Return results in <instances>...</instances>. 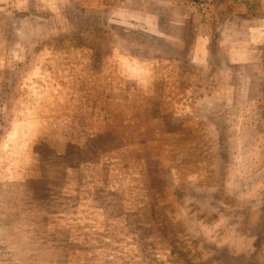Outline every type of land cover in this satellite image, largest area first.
<instances>
[{
  "label": "rangeland",
  "instance_id": "rangeland-1",
  "mask_svg": "<svg viewBox=\"0 0 264 264\" xmlns=\"http://www.w3.org/2000/svg\"><path fill=\"white\" fill-rule=\"evenodd\" d=\"M0 264H264V0H0Z\"/></svg>",
  "mask_w": 264,
  "mask_h": 264
}]
</instances>
